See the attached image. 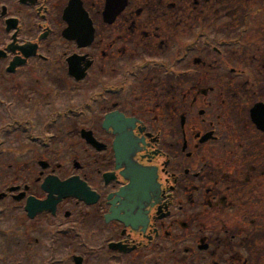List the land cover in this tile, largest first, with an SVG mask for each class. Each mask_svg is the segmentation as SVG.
Returning a JSON list of instances; mask_svg holds the SVG:
<instances>
[{
  "label": "flooded vegetation",
  "instance_id": "flooded-vegetation-1",
  "mask_svg": "<svg viewBox=\"0 0 264 264\" xmlns=\"http://www.w3.org/2000/svg\"><path fill=\"white\" fill-rule=\"evenodd\" d=\"M72 1L92 22L90 43L82 20L71 33ZM230 18L264 49V0H0V145L33 144L6 160L41 169L34 184L0 196V264L20 263L19 204L45 200L40 181L50 175L79 177L99 198L39 214L36 245L54 217L59 229L78 225L79 252L92 236L119 244L114 263H230L219 248L264 222V131L251 117L264 104V73L226 74L225 57L214 56ZM53 131L64 154L39 147Z\"/></svg>",
  "mask_w": 264,
  "mask_h": 264
},
{
  "label": "rangeland",
  "instance_id": "rangeland-1",
  "mask_svg": "<svg viewBox=\"0 0 264 264\" xmlns=\"http://www.w3.org/2000/svg\"><path fill=\"white\" fill-rule=\"evenodd\" d=\"M246 3H251L253 4V2H247ZM246 7L249 8V6L245 5ZM235 9V8H234ZM238 21L237 19H229V25L227 26V29H229V32L227 33V35L231 36V37H235L237 36L238 33ZM220 25V23H219ZM237 30V32L235 31ZM231 55V51H229V56ZM231 61L234 63V65L237 67H241V69L243 67H245V64L248 65V68H250L249 66V58H247V56H240V55H233L231 58ZM39 87H41L42 89L46 90V86L43 84H39ZM38 128L34 129L33 132L37 133ZM55 132V131H54ZM5 148H11V149H19V147L17 146H11L8 147L3 146ZM29 147V143L28 142H24L21 141L20 143V149H25ZM63 147L64 145H62L61 143H57V144H53L52 145V149H51V153L56 154V152H60L63 153ZM39 151V149H38ZM39 154V152H38ZM64 154V153H63ZM63 160H59L57 161V163H60ZM5 160L4 158H0V191L3 192L4 188L6 186H8L9 184H13V183H18V182H28L31 181L32 184H34L40 177H39V172L40 170L37 168L36 170L33 169V163L30 162L29 159L20 161L18 163H15L11 160H7V163L9 165H16L12 168L15 169V173L14 174H9L7 173L8 170V166L7 164H5ZM30 173V176H29ZM24 175H27L28 177H25ZM23 219V218H22ZM73 221V219L69 220V222ZM260 236L259 238L256 240V237H252L249 241V244L247 245L246 250L239 252L238 250V242L233 243L232 245H226L224 244L220 249L219 253L221 256V259L223 260H229V264H239V262L237 260L232 261L231 257H232V253H237L239 252L242 255V259L241 262L246 260L249 264H264V229L263 226H260ZM59 228V227H57ZM56 230V229H54ZM258 233V232H257ZM101 240V243L103 244L104 238H97V239H90L87 240L88 241V245H92L93 247H91L90 249H95L94 246L98 247V244ZM256 240V241H255ZM79 243V242H78ZM66 246H68V249H66L67 251L62 252V253H56L54 255H52L51 253L46 252L44 249H41V251L43 252V254H41V261H39L36 264H51L54 261L60 260L63 257L68 256L69 257V264H73L72 263V257L74 255H76V253H80L79 252V248L77 247V244H75L74 242H72L71 240L68 241V244H65ZM46 250H48L46 248V246L42 245ZM40 253H37V256H39ZM22 260V264H34L33 262V254L30 255L29 257L26 256V259H21ZM238 262V263H237ZM86 264H97L95 258L88 256L86 258ZM102 264H118V263H111V262H104ZM123 264H127L126 261ZM130 264H142L141 261L139 260H134L133 262H131ZM162 264H166V263H162ZM182 264V263H179Z\"/></svg>",
  "mask_w": 264,
  "mask_h": 264
},
{
  "label": "water",
  "instance_id": "water-1",
  "mask_svg": "<svg viewBox=\"0 0 264 264\" xmlns=\"http://www.w3.org/2000/svg\"><path fill=\"white\" fill-rule=\"evenodd\" d=\"M73 4H71L70 8L68 10L69 14H68V18L72 20V22L70 23L72 28H71V33L73 34H78L81 33L80 30L83 29V26L80 25L81 20L84 21L83 23L87 22V18H86V14L78 7L77 5L74 4V6L72 7ZM75 10H80V15H75L73 11ZM80 19V22H78ZM260 107V113L258 114L259 118L264 117V107L263 106H258L256 107V110ZM255 110V111H256ZM125 175V177L128 179L126 172L123 173ZM142 176V175H139ZM144 177V176H143ZM148 178V177H146ZM129 180V179H128ZM51 181V182H50ZM78 182L77 179H73L71 180L69 183H61L58 180H49L48 185L50 186V190L49 192L52 194H57L59 196V198L61 196L63 197H69V196H75L78 198H82L89 196V191L86 192L85 190H83V188H81L78 185H75L74 183ZM138 180L133 179L132 180V184L130 185V187H128V189H133L134 188V184H137ZM52 194V195H53ZM125 194V195H123ZM120 195L126 196L128 195V192L125 193H121ZM41 208H47L50 209L51 207L49 205H38V204H34L33 201H31V203L28 204L27 210L29 212H32L33 210H37V209H41ZM125 221V219H123Z\"/></svg>",
  "mask_w": 264,
  "mask_h": 264
}]
</instances>
